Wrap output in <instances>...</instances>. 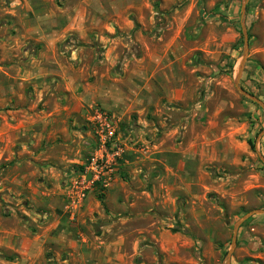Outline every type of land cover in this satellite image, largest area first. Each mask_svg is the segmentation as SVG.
I'll use <instances>...</instances> for the list:
<instances>
[{
	"label": "rangeland",
	"instance_id": "1",
	"mask_svg": "<svg viewBox=\"0 0 264 264\" xmlns=\"http://www.w3.org/2000/svg\"><path fill=\"white\" fill-rule=\"evenodd\" d=\"M244 1L0 0V264H227L264 210ZM244 20L264 103V0Z\"/></svg>",
	"mask_w": 264,
	"mask_h": 264
},
{
	"label": "water",
	"instance_id": "2",
	"mask_svg": "<svg viewBox=\"0 0 264 264\" xmlns=\"http://www.w3.org/2000/svg\"><path fill=\"white\" fill-rule=\"evenodd\" d=\"M248 2H249V0H245L244 3L242 4V9H241V27H242V33H243V36H244V54H243V58L241 60L240 66L238 68L237 76L235 78V86H236L237 90L241 93L242 96L248 98L249 100H251L252 102L258 104L260 107H262L264 109V103L261 100H259L255 96L251 95L250 93L246 92L240 86V79H241V76L243 74L244 66H245V63H246V60H247V55H248V52H249V37H248L247 28H246V24H245V20H244V16H245V13H246V5H247ZM262 133H264V131ZM257 214H264V210H252L251 212H249L248 214L244 215L242 218H240L235 223L233 239H232V245H231L232 249H231V251L228 254L227 264H230L231 253L233 252V250H234V248L236 246L237 237H238V231H239L240 227L251 216H254V215H257Z\"/></svg>",
	"mask_w": 264,
	"mask_h": 264
},
{
	"label": "built area",
	"instance_id": "3",
	"mask_svg": "<svg viewBox=\"0 0 264 264\" xmlns=\"http://www.w3.org/2000/svg\"><path fill=\"white\" fill-rule=\"evenodd\" d=\"M93 125L95 127V129L100 132V133H104L105 129H110V122L108 121L107 117L104 116V114L100 113V112H96L94 115V122ZM113 136V132H109L108 134L104 136L103 139H108L109 137L111 138ZM97 179V178H96ZM84 197V194L80 195V200H82V198Z\"/></svg>",
	"mask_w": 264,
	"mask_h": 264
},
{
	"label": "trees",
	"instance_id": "4",
	"mask_svg": "<svg viewBox=\"0 0 264 264\" xmlns=\"http://www.w3.org/2000/svg\"><path fill=\"white\" fill-rule=\"evenodd\" d=\"M249 145H250V148H251V150L253 151V152H256V148H255V145H254V143H252V142H249ZM99 199H100V201L103 203V205H104V199H103V196L102 195H100L99 196Z\"/></svg>",
	"mask_w": 264,
	"mask_h": 264
},
{
	"label": "crops",
	"instance_id": "5",
	"mask_svg": "<svg viewBox=\"0 0 264 264\" xmlns=\"http://www.w3.org/2000/svg\"><path fill=\"white\" fill-rule=\"evenodd\" d=\"M138 140L144 142V139H143L142 137H139ZM140 160H141V158L138 157V158H137V164H138V165L141 163ZM127 163H130V160H128ZM135 163H136V162H135Z\"/></svg>",
	"mask_w": 264,
	"mask_h": 264
}]
</instances>
